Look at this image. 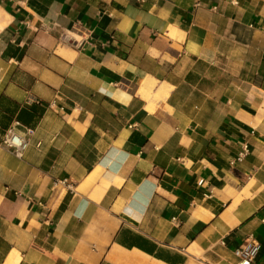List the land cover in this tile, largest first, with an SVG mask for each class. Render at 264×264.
<instances>
[{
  "label": "crops",
  "instance_id": "0c3cea01",
  "mask_svg": "<svg viewBox=\"0 0 264 264\" xmlns=\"http://www.w3.org/2000/svg\"><path fill=\"white\" fill-rule=\"evenodd\" d=\"M0 17V264H236L251 236L264 264V0H0ZM146 79L166 93L152 110ZM10 129L34 131L22 158Z\"/></svg>",
  "mask_w": 264,
  "mask_h": 264
},
{
  "label": "built area",
  "instance_id": "2783aa9c",
  "mask_svg": "<svg viewBox=\"0 0 264 264\" xmlns=\"http://www.w3.org/2000/svg\"><path fill=\"white\" fill-rule=\"evenodd\" d=\"M33 130H28L27 133H19L15 129L8 130L2 145L18 158H22L30 147V137L33 135ZM248 154V149L240 154L237 162L243 161ZM203 181H200L202 184ZM261 244L253 236L249 237L236 251V264H253L259 255Z\"/></svg>",
  "mask_w": 264,
  "mask_h": 264
},
{
  "label": "bare ground",
  "instance_id": "6f19581e",
  "mask_svg": "<svg viewBox=\"0 0 264 264\" xmlns=\"http://www.w3.org/2000/svg\"><path fill=\"white\" fill-rule=\"evenodd\" d=\"M6 16V15H5ZM3 17H0V29L3 28V23H2ZM171 35L173 37H177L179 35L178 31H175V29H171ZM137 93L145 98L147 101H149V109H153V101L164 99L166 96L165 91L163 88H158V82L155 79H146V80H141L138 82V89ZM264 196V193L262 194Z\"/></svg>",
  "mask_w": 264,
  "mask_h": 264
}]
</instances>
